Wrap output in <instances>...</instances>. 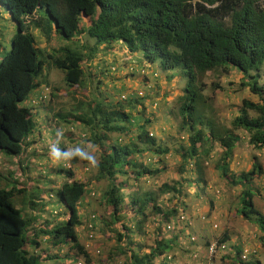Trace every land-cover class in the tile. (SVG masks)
I'll return each mask as SVG.
<instances>
[{
  "label": "trees",
  "instance_id": "16d2710c",
  "mask_svg": "<svg viewBox=\"0 0 264 264\" xmlns=\"http://www.w3.org/2000/svg\"><path fill=\"white\" fill-rule=\"evenodd\" d=\"M0 6L14 28L8 42L0 35L1 153L17 157L30 144L35 113L19 105L37 95L36 89L41 85L37 78L46 61L63 74L67 87L78 86L83 77L80 67L83 59L92 58L98 50L113 51L115 46L124 52V60L142 53V59L134 57L132 61L140 64V69L134 70L143 71L142 67H149L154 59L162 71L182 69L185 85L176 100V115L178 132L187 133L185 145L174 151L178 160L173 161L174 154H168L167 147L150 132L161 130L151 127L154 117L143 121L137 117L145 110L141 100L139 111L130 106L131 102L137 104V99L126 97L127 100L106 104L104 98L103 101L95 99L85 108L78 101L66 114L57 113L55 118L63 124H75L87 130L86 142L96 154L82 156L81 161L87 166L90 163L87 172L92 175L75 181L72 171L57 169L55 172L70 181L49 190L47 199L61 204L66 220L37 229L31 227L32 221L13 204L15 196L23 194L26 188L14 185L0 188V264H51L57 261L58 251L65 246L72 253L71 262L81 258L83 264H89V254L79 241V231L88 240L95 231L112 233L114 247L108 259L122 256L119 264H154L156 259L160 260L159 264H174L175 257L165 254L172 251L188 225V220L182 221L184 225L179 220L185 212L181 204L182 190L190 185L196 189L205 187L204 160L212 147L216 145L220 150L214 168L233 186L246 188L251 177L260 173L253 156L248 172L227 177V165L239 140L237 131L247 135V143L254 150L264 147V85L258 84L259 71L264 67V1L0 0ZM32 32L45 40L54 35L65 42H73L81 34L92 40L93 45L83 47L86 55L65 45L42 57ZM230 70L241 75L239 86L247 88L257 101L241 99L237 115L224 126L205 116L204 105L208 100L202 95L206 86L203 80L207 73L220 76ZM210 86L211 91L220 89L217 84ZM120 102H126L125 106ZM113 135L115 138L110 139ZM120 136L125 137L123 143ZM68 158L73 165L78 154L72 152ZM172 164H176L173 166L176 177L169 183L147 191L128 188L129 180L148 182ZM92 182L105 183L104 190L95 198V207L103 215L91 211L81 218L78 209L84 198L94 195L90 189ZM162 196H166L168 204L161 201ZM33 201L29 199L27 205L34 206ZM239 202L237 213L251 218L261 232L259 240L264 247V206L262 214L254 209L248 189L240 193ZM147 223L155 225V238L152 245L145 247L133 241V237H145ZM161 225H165L164 233L173 232L169 239L160 236ZM167 225L172 227L166 230ZM41 237L46 242L44 248L39 247ZM227 240L223 234L215 249ZM204 245L207 247L208 242ZM235 254L239 264H260L241 262L239 249H235Z\"/></svg>",
  "mask_w": 264,
  "mask_h": 264
},
{
  "label": "rangeland",
  "instance_id": "374dc122",
  "mask_svg": "<svg viewBox=\"0 0 264 264\" xmlns=\"http://www.w3.org/2000/svg\"><path fill=\"white\" fill-rule=\"evenodd\" d=\"M6 15L7 13L0 9V30L5 29L7 24L11 23ZM11 30L12 35L13 26ZM34 37L42 57L65 45L72 49H78L86 55L87 50H83V47L93 45L92 40L81 34L73 42H65L55 36L53 39L50 38L49 41L43 42L40 35L35 34ZM114 48L113 51L111 49L98 50L92 58L83 59L81 63L83 77L78 86L67 87L63 81V74L52 68L49 61H46L37 81L49 90V96L47 101L35 108V115L32 118L35 127L29 137L28 143L30 144L17 157L7 156L0 152V188H8L11 185L20 189L26 188L23 194L15 196L13 204L32 221L31 227L34 229L43 228V225L50 227L66 220L61 204L56 200L47 199L49 190H56L64 181H70L65 179L63 174L55 172L57 169H69L73 173L72 180L75 181H83L92 175L90 171L87 172V169L91 168L90 163L87 166L81 161L82 156L86 158L92 154L95 157L96 154L89 149V143L86 142L89 137L87 130L75 124H63L55 118L57 113L66 114L72 106L77 105L78 101L83 102L82 105L85 108L87 103L92 104L95 99L103 101L104 98L107 101L103 103L106 104V102L118 103L126 97L136 98L137 104L129 103L139 111L138 106L141 100L145 105V110L137 117L140 121L151 116L154 117L151 127L161 128V130L150 132L157 141L167 147L168 154H174L175 149L185 145L187 133L178 132L179 118L176 115L178 106L176 100L182 95L185 85L182 69L162 71L158 60L154 59L149 67L144 65L143 71H137L134 69H140V64L132 61L135 59L134 57L138 60L142 59V53L137 52L135 56L130 55L124 60V52L117 46ZM103 51L105 52L103 53ZM263 71L264 67L259 71V85H264ZM165 76L169 79H164ZM203 81L206 86L202 95L206 102L208 100L204 105L205 116H209L215 121L218 120L217 122L221 125L228 126L230 120L237 115L241 99L257 101V98L251 95L247 88L239 86L242 78L234 70H230L227 75L220 76L207 73ZM211 83L217 84L221 90L216 88L215 91H211V86L209 87ZM153 88L154 93H152ZM26 102L19 106H26ZM120 103L124 106L126 104V102ZM236 134L239 140L227 165V177L248 172L253 156L260 166V173L251 177L246 188L241 185L233 186L228 179L222 178L219 171L214 168L220 150L216 145L212 147L208 157L204 160L205 187L196 189L190 185L182 190L181 204L185 208V212L181 217L188 220L186 222L188 225L179 235L172 251L165 254L175 257L174 264H239L235 259V249H239L238 259L241 262L258 261L260 264H264V247L259 240L261 232L250 220L251 218H243L237 213L240 209L239 195L247 189L250 191L254 209L263 213L264 147L254 150L248 145L247 135L243 131L239 130ZM114 138L115 135L110 139ZM119 138H121L120 143L125 141V137L120 136ZM53 152H59L60 158H53ZM72 152L78 154V160L73 165L68 158ZM172 159L176 161L178 156L174 154ZM175 165L167 166L163 174L148 182L144 179L138 182L129 180L128 188L147 191L156 189L164 182L169 183L170 179L174 180L176 177L173 174ZM189 177L193 176L189 175ZM104 186V182H92L90 189L94 195L84 198L82 206L78 209L81 218L90 215L91 211L103 215V211L95 207L97 204L95 198L104 190ZM128 188L126 190L129 191ZM32 196L34 199L31 198ZM29 199L34 200L32 202L35 203L34 206L27 205ZM161 201L168 204L166 196H162ZM180 221L184 225L182 220ZM182 225L179 227H183ZM153 226L147 223L144 226L147 233L145 237L136 235L133 237V241L140 242L145 247L152 245L155 238ZM164 226H160V236L163 239H169L173 232L164 233L162 230ZM93 234V238L88 240L79 231V241L89 254V264H119L123 261L122 256H113L108 259V254L112 253L114 247L112 233L103 232L100 234L95 231ZM223 234L228 237V240L223 244L224 248H217L210 257H207L208 247L217 245V240ZM39 239V247L44 248L45 240L42 237ZM205 242H208L207 247L204 245ZM245 250L246 253H244ZM71 255L68 246H65L58 251L57 261L51 264H83L81 258L71 262ZM242 255H245L244 260H241ZM159 261V259L154 260V264H159Z\"/></svg>",
  "mask_w": 264,
  "mask_h": 264
},
{
  "label": "clouds",
  "instance_id": "9594fccd",
  "mask_svg": "<svg viewBox=\"0 0 264 264\" xmlns=\"http://www.w3.org/2000/svg\"><path fill=\"white\" fill-rule=\"evenodd\" d=\"M0 9H2V7L0 6ZM6 16H8V15H6ZM28 18H30V17H28ZM25 21L26 22H28L29 23V21L25 18ZM13 26V24H9L8 23V26H6V28L5 29H3V30H0V35H2L5 39H6V41L8 42L9 40H10V38H11V32H12V30H11V27ZM32 34L33 35H35V34H38L37 32H35V34H34V32H32ZM39 35V34H38ZM53 36L54 35H52L50 38H52L53 39ZM41 38H42V41L43 42H47V41H49V40H45L44 39V37H42V36H40ZM35 38V37H34ZM49 38V39H50ZM35 41L36 40H34V44H35ZM35 47L38 49V46L35 44ZM39 50V52H40V49H38ZM41 53V52H40ZM45 65V64H44ZM44 67V66H43ZM80 67H81V64H80ZM43 70V69H42ZM38 79V78H37ZM36 91H37V95L32 99H30L29 101H27L26 102V106H27V108H29L31 111H32V113H35V108L36 107H38L40 104H43L45 101H47V99H48V96H49V90L46 88V87H44V86H39L38 87V89H36ZM52 156H53V158H55V159H59L60 158V153L59 152H53L52 153Z\"/></svg>",
  "mask_w": 264,
  "mask_h": 264
},
{
  "label": "built area",
  "instance_id": "2783aa9c",
  "mask_svg": "<svg viewBox=\"0 0 264 264\" xmlns=\"http://www.w3.org/2000/svg\"><path fill=\"white\" fill-rule=\"evenodd\" d=\"M179 220H182V221H183L184 218L180 217ZM171 227H172L171 225H167V226H166V230H169ZM90 236H91V235H88L89 238H90ZM191 241H193L192 238H191ZM219 248H222V249H223V248H224L223 244H221V245L219 246ZM219 248H218V249H219ZM214 250H216V249H215V245H210V246L208 247V250H207V257H210V256L213 254ZM246 252H247V251L245 250L244 253H246ZM244 258H245V255H242V256H241V260H244Z\"/></svg>",
  "mask_w": 264,
  "mask_h": 264
},
{
  "label": "crops",
  "instance_id": "0c3cea01",
  "mask_svg": "<svg viewBox=\"0 0 264 264\" xmlns=\"http://www.w3.org/2000/svg\"><path fill=\"white\" fill-rule=\"evenodd\" d=\"M155 84V83H154ZM160 89H161V87H160ZM153 93H154V88H153ZM160 93V92H159Z\"/></svg>",
  "mask_w": 264,
  "mask_h": 264
}]
</instances>
